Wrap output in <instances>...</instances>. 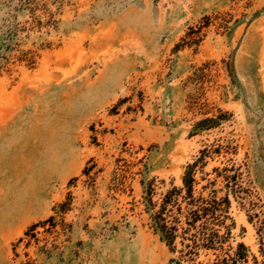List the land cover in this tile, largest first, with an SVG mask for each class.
Returning a JSON list of instances; mask_svg holds the SVG:
<instances>
[{
	"label": "rangeland",
	"instance_id": "obj_1",
	"mask_svg": "<svg viewBox=\"0 0 264 264\" xmlns=\"http://www.w3.org/2000/svg\"><path fill=\"white\" fill-rule=\"evenodd\" d=\"M189 166L231 203L197 261L264 264V0H0V264H191L142 185Z\"/></svg>",
	"mask_w": 264,
	"mask_h": 264
},
{
	"label": "trees",
	"instance_id": "obj_2",
	"mask_svg": "<svg viewBox=\"0 0 264 264\" xmlns=\"http://www.w3.org/2000/svg\"><path fill=\"white\" fill-rule=\"evenodd\" d=\"M195 184L193 166H189L183 177V188L169 190L156 210L152 182L147 184L142 181L144 203L150 211L155 232L166 242L172 253L176 251V241L181 237V244L184 246L180 251L181 259L187 258L191 264H240V259H243L240 254L229 259L216 256L212 261H197L200 251L215 252L222 248L223 237L219 235L220 231L216 227L220 226V218L223 213H228L231 203L228 197L217 200L215 196L210 199H205L201 195L195 196ZM185 241L190 243L185 244ZM171 262L180 264V261Z\"/></svg>",
	"mask_w": 264,
	"mask_h": 264
},
{
	"label": "bare ground",
	"instance_id": "obj_3",
	"mask_svg": "<svg viewBox=\"0 0 264 264\" xmlns=\"http://www.w3.org/2000/svg\"><path fill=\"white\" fill-rule=\"evenodd\" d=\"M0 205L4 208V210H6V208H9L7 207V204L4 206V201L0 202ZM12 207L18 208L17 213L13 211L16 214V218L26 215V202L24 201L23 197H21L17 202H13Z\"/></svg>",
	"mask_w": 264,
	"mask_h": 264
}]
</instances>
